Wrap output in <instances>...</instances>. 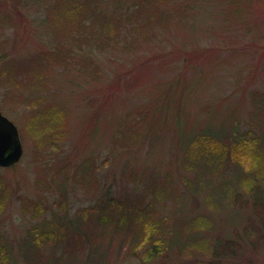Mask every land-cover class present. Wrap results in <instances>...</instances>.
<instances>
[{
  "label": "rangeland",
  "instance_id": "374dc122",
  "mask_svg": "<svg viewBox=\"0 0 264 264\" xmlns=\"http://www.w3.org/2000/svg\"><path fill=\"white\" fill-rule=\"evenodd\" d=\"M123 1L119 11L127 18L136 0ZM98 3L105 12L110 10ZM50 6L54 0H0V112L18 127L24 150L18 164L0 167L1 182L11 194L0 215V232L16 252L34 223L23 201L41 200L55 208L62 192V167L70 177L69 210L75 214L97 203L105 185L122 180L129 159L132 166L147 162L149 169H171L174 185L184 192L179 182L186 173L180 168L183 151L177 149L178 128L188 135L217 124L228 131L226 136H233L236 119L246 139L251 140L252 133L264 136V0H171L173 22L167 27L157 25L149 40L104 49L83 44L82 51L77 41L63 37L64 23L57 26L60 32L51 30L46 19ZM58 53L66 70L62 66L53 70L50 86L40 92L38 102L32 97L23 101L25 92L19 98L8 95L4 66L30 63L44 54H51L53 60ZM178 109L183 129L177 124ZM127 129L144 132L147 138L135 146L137 161L127 155L135 148L124 140ZM88 158L98 166L100 186L91 179L88 188L76 183L75 171ZM200 202L202 197L193 200L192 214ZM247 204L244 209L251 213ZM226 206L200 208L214 213L218 225L215 232L204 227L197 234L202 237L200 244L150 264H209L212 240L236 237L241 230L237 226L244 222L233 213L242 210L240 205ZM45 216L51 218V210ZM252 221L260 224L254 217ZM258 239H264V231L248 239L250 247L244 241L227 247L222 264H264V242L259 244ZM85 255L76 252L78 264ZM113 256V264L122 262L116 252Z\"/></svg>",
  "mask_w": 264,
  "mask_h": 264
},
{
  "label": "trees",
  "instance_id": "16d2710c",
  "mask_svg": "<svg viewBox=\"0 0 264 264\" xmlns=\"http://www.w3.org/2000/svg\"><path fill=\"white\" fill-rule=\"evenodd\" d=\"M100 1L110 10L105 12L98 3ZM124 3L123 0H54L46 19L55 32H60L57 26L64 23L63 37L77 41L82 51L83 44L103 49L120 47L123 43L137 45L140 40H149L150 32H154L157 25L167 27L175 17L169 8L171 0H136L135 6L127 10V18L119 11ZM182 16L185 17L184 12ZM82 18L85 20L81 22ZM51 56L44 54L30 63L20 61L12 66L6 63L3 71L10 89L8 95L12 99L19 98L25 92L23 101L32 97L38 102L40 92L50 86L53 70L60 66L66 70L65 60L59 61L63 59L62 55L58 53L55 60ZM179 112L180 109L177 110V124L183 129ZM64 114L61 113V119ZM42 116L46 117L44 112ZM51 118L56 116L51 115ZM209 124L212 125L211 121ZM237 124L235 119L233 136H226L228 131L220 130L217 124L208 130H192L188 135L180 133L178 128L177 149L180 154L183 151L180 168L186 173L180 176L179 182L184 192L174 185L171 169L166 168L163 172L149 169L147 162L132 166L129 159L124 164L120 182L113 180L105 185L97 203L83 206L71 214L67 187L70 177L67 169L62 167L60 172L64 177L61 176L59 183L62 192L55 208L41 200L23 201V209L34 223L27 230L22 245L16 247L19 248L17 252L0 232V264H18L21 259L23 264H78L76 252L86 254L80 264H113L116 262L113 252L123 263L150 264L170 252L179 255L183 248L200 244L202 237L197 234L204 227L210 233L216 231L215 214L200 208L206 209L210 204L223 210L226 205V208L231 204L240 205L242 210L233 211L244 220L237 226L241 229L238 235L228 239L216 236L211 242L213 256L209 264H222L227 247L243 244L240 241L250 247L248 239L252 241L253 236L264 231V136L252 133L251 140L246 139L240 135ZM131 131L127 129L129 133L124 139L130 146L146 143L144 132ZM151 141L154 142V137ZM136 154V147L127 152L137 161ZM95 169H98L96 163L90 158L85 159L75 171L76 183L88 188L91 179L100 186ZM1 180L0 215L11 199L10 189ZM198 197H202L203 202L197 208L195 206L192 214L190 205ZM228 200L233 202L229 205ZM246 204L247 208L251 206V213L245 211ZM49 210L51 218L45 216ZM253 217L259 220V225L253 223ZM194 226L196 229L190 232ZM258 242L262 244L264 239ZM47 251L49 254L44 255Z\"/></svg>",
  "mask_w": 264,
  "mask_h": 264
},
{
  "label": "water",
  "instance_id": "95a60500",
  "mask_svg": "<svg viewBox=\"0 0 264 264\" xmlns=\"http://www.w3.org/2000/svg\"><path fill=\"white\" fill-rule=\"evenodd\" d=\"M23 154L18 127L0 112V167L8 168L18 164Z\"/></svg>",
  "mask_w": 264,
  "mask_h": 264
}]
</instances>
